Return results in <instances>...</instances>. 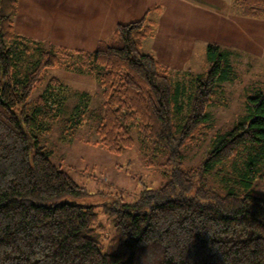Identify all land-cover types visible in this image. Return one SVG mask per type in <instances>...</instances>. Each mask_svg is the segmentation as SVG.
Segmentation results:
<instances>
[{"label":"trees","instance_id":"1","mask_svg":"<svg viewBox=\"0 0 264 264\" xmlns=\"http://www.w3.org/2000/svg\"><path fill=\"white\" fill-rule=\"evenodd\" d=\"M18 2L0 0V264H264V198L254 191L264 181V89L247 96L230 129L210 134L208 109L235 76L230 52L209 43L201 73L141 53L160 6L117 24L93 50L43 46L16 32ZM230 9L264 18V0H231ZM64 65L99 83L101 111L88 115L98 142L118 155L135 134L151 157L167 155L163 185L106 201L51 160L40 134L62 114L65 84L52 77L32 94L47 69ZM81 120L66 122L75 130ZM204 142L202 161L183 168V149ZM95 196L102 202L85 200Z\"/></svg>","mask_w":264,"mask_h":264},{"label":"rangeland","instance_id":"2","mask_svg":"<svg viewBox=\"0 0 264 264\" xmlns=\"http://www.w3.org/2000/svg\"><path fill=\"white\" fill-rule=\"evenodd\" d=\"M192 1L216 8L212 10L216 12L215 15L205 13L206 16L202 13L204 29L200 40L185 42L187 40L180 34H177L180 38L175 35L168 38V34H164L163 31L155 32L154 38L146 39L139 51L144 54L151 49L155 58L159 55H156V52H161L165 59L172 58L175 61L179 72L183 70L181 67L187 56L191 61V70L195 73L207 70L205 58L201 61L197 53L204 52L209 43H217L230 52L229 59L235 76L231 82L223 85V90L217 96L215 104L208 109L210 134L213 135L215 132L230 129L239 121L245 115L247 96L258 89H264V18L253 19L241 16L239 12L231 11L229 6L222 5L223 3H220L221 7L219 3L214 4L213 1L216 0ZM30 13H36V10L24 11L21 4L18 16L14 20L18 34H21L20 30L27 31L17 25L22 16ZM180 13V10H171L169 14H163L159 18L152 12L151 18L157 20L163 17L161 21L164 23L163 30H177L181 24L182 28L185 25L195 24V20L190 22L189 17ZM42 42L43 46L51 44L48 41ZM174 51L177 53L176 57ZM33 60L32 57L29 59V61ZM30 66L32 65H23V68L28 71ZM52 77L65 84V88L62 89L65 96L60 98L62 114L56 122L49 125L47 132L40 134V138L42 145L51 152V160L54 163L59 164L88 192L105 194L106 201L112 200V196H120L124 202L129 203L134 201L144 189L158 188L166 182L167 174L172 167L162 163L168 156L151 157L150 150L142 148L141 140L135 134L133 148L118 155L108 153L98 142L95 133L96 122L89 119L88 115L94 110L101 111L103 99L99 83L93 76L82 70L68 69L65 65L47 69L45 84L35 89L33 98L44 91L48 80ZM179 86L187 89L190 87V85ZM78 115L82 116L81 126L72 130L71 124L66 120ZM208 148V142L195 144L188 149L184 148L185 159L182 167L197 166ZM149 159H153L152 166L147 165ZM210 185L219 191L222 190L213 179H210ZM254 191L264 198V181H256ZM99 197L101 196L89 197L85 200L99 203L102 202Z\"/></svg>","mask_w":264,"mask_h":264},{"label":"crops","instance_id":"3","mask_svg":"<svg viewBox=\"0 0 264 264\" xmlns=\"http://www.w3.org/2000/svg\"><path fill=\"white\" fill-rule=\"evenodd\" d=\"M213 3H219L218 5L223 3L222 5L230 7L231 0H216ZM21 4L24 11L35 9L36 13L22 16L17 26L27 31L20 30V35L38 41H48L56 46L84 50H93L99 41L111 37L117 24L137 20L155 6L161 7L160 12L156 13L159 18L163 14H169L171 10H180V14L189 17L190 22L195 20V24L185 25L183 28L181 24L177 30H163L164 23L161 22L163 17L155 20V32L163 31L164 34H168V38L171 35L180 38L177 35L180 34L187 40L185 42L200 40L204 29L202 13L216 14L212 11L216 8L192 0H19L15 18L18 16ZM145 53L153 54L151 49ZM204 53L205 51L197 53L201 61L204 60ZM156 55H158L156 58L170 69L179 71L172 58L165 59L159 51ZM174 55L177 56L176 51ZM190 63L186 56L181 67L182 71L191 70Z\"/></svg>","mask_w":264,"mask_h":264},{"label":"clouds","instance_id":"4","mask_svg":"<svg viewBox=\"0 0 264 264\" xmlns=\"http://www.w3.org/2000/svg\"><path fill=\"white\" fill-rule=\"evenodd\" d=\"M99 235V242L103 243L106 239L105 235L103 233L98 234Z\"/></svg>","mask_w":264,"mask_h":264}]
</instances>
